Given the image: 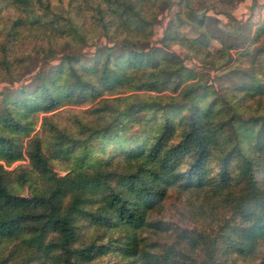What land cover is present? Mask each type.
Listing matches in <instances>:
<instances>
[{"label": "trees", "instance_id": "16d2710c", "mask_svg": "<svg viewBox=\"0 0 264 264\" xmlns=\"http://www.w3.org/2000/svg\"><path fill=\"white\" fill-rule=\"evenodd\" d=\"M240 1L0 0V264H264V19L206 14ZM159 6L199 75L137 49ZM93 32L117 43L57 57Z\"/></svg>", "mask_w": 264, "mask_h": 264}, {"label": "rangeland", "instance_id": "374dc122", "mask_svg": "<svg viewBox=\"0 0 264 264\" xmlns=\"http://www.w3.org/2000/svg\"><path fill=\"white\" fill-rule=\"evenodd\" d=\"M58 2V0H54ZM70 0H63V4L66 2H69ZM79 0H77L74 5H78ZM165 6H159L155 9L153 12L154 18L152 21V24L147 27L149 36L147 40L143 42V44H137V49H143L145 51L149 50L150 48L159 49L165 53H175L178 54L181 59L184 60V66L188 67L189 69H193L197 74L199 75L202 72V68L204 67L203 62H198L195 59H188L186 58L187 55H190L188 49L186 47H183L180 44H176L175 42H171L169 40L166 41L167 45H162L160 42L161 39L164 37L165 33L174 34L175 37H185L192 39L193 36V30L187 26L181 24L179 27H175V30H172L175 25L174 20V14L177 12V7H167L163 8ZM119 13H122L120 10ZM202 10L195 11V12H185L186 18L193 20L196 17L200 18L202 15ZM207 15L217 18L219 21L218 28L223 31L225 34H228L232 37H235L237 39H240L243 37V34H238V29L240 33V27L242 25H246L247 21H251V23L254 24V27L264 19V0H243L235 4L234 8L232 9L231 14L233 15V20L230 21L227 18H225L222 15H215L212 11H209L206 13ZM180 24V23H177ZM170 25L173 27L171 28ZM90 29V28H89ZM176 33V35H175ZM89 40L85 42L84 44H75L70 46L69 48L66 47L65 43L61 45V50H59L60 55H57V57H60L64 53L69 52H76V53H82L85 55V57L89 58L93 53H95L96 49L102 48L104 46L112 47L114 44H116V41H112L106 37H103L102 34L99 32H93V34L88 35ZM218 44L214 41L209 45V50L213 51V49L217 48ZM82 65L87 68V61L83 60L81 61ZM56 64V61H54V65ZM47 67H43V70H45ZM217 73V72H215ZM215 73H211V75L214 77ZM18 86V85H15ZM217 89H220L217 82H216ZM7 88H13L9 87L5 84H0V92ZM165 94H170V91H167ZM87 105L83 106H68L64 107L62 109H59L58 113L54 117V121L58 122L61 127H68L69 125V116L75 114L79 117H86V114L84 113L85 109H87ZM41 131V118H39L37 124L35 125V130L32 132L31 136ZM26 141V140H25ZM26 164V162H17L11 165L10 167H7L8 170H12L18 165ZM66 163L61 161L53 162L52 169L54 172H56L59 176H63L66 173L65 167ZM24 195H28V191L25 189L23 191ZM239 264H245L242 260L238 261ZM238 264V263H237ZM248 264H255L254 262H250Z\"/></svg>", "mask_w": 264, "mask_h": 264}]
</instances>
